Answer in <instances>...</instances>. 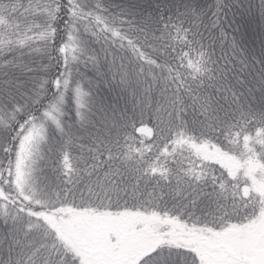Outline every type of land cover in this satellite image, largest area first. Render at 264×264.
<instances>
[{
	"label": "snow or ice",
	"instance_id": "6c2138e0",
	"mask_svg": "<svg viewBox=\"0 0 264 264\" xmlns=\"http://www.w3.org/2000/svg\"><path fill=\"white\" fill-rule=\"evenodd\" d=\"M0 264H264V0H0Z\"/></svg>",
	"mask_w": 264,
	"mask_h": 264
}]
</instances>
